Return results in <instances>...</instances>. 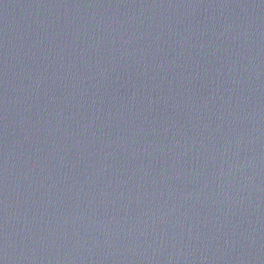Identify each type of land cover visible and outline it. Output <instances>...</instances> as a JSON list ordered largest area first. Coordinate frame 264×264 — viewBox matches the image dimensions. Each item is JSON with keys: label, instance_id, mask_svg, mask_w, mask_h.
Here are the masks:
<instances>
[{"label": "water", "instance_id": "1", "mask_svg": "<svg viewBox=\"0 0 264 264\" xmlns=\"http://www.w3.org/2000/svg\"><path fill=\"white\" fill-rule=\"evenodd\" d=\"M0 264H264V0H0Z\"/></svg>", "mask_w": 264, "mask_h": 264}]
</instances>
